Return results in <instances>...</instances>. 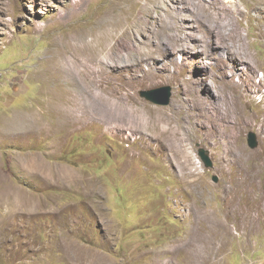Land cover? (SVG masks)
<instances>
[{
  "label": "rangeland",
  "instance_id": "rangeland-1",
  "mask_svg": "<svg viewBox=\"0 0 264 264\" xmlns=\"http://www.w3.org/2000/svg\"><path fill=\"white\" fill-rule=\"evenodd\" d=\"M219 1L0 0V264H264V0ZM123 30L88 83L80 60ZM61 38L79 87L42 74ZM161 86L166 105L139 94ZM76 104L95 120L57 112ZM171 118L172 149L151 127Z\"/></svg>",
  "mask_w": 264,
  "mask_h": 264
},
{
  "label": "bare ground",
  "instance_id": "bare-ground-1",
  "mask_svg": "<svg viewBox=\"0 0 264 264\" xmlns=\"http://www.w3.org/2000/svg\"><path fill=\"white\" fill-rule=\"evenodd\" d=\"M218 4H220V7L226 8V5L223 4V3H221L219 0H218ZM179 6L180 5L177 4L176 7H179ZM230 6H231V4H230ZM233 8H235V7H233ZM98 25H100V24H98ZM108 35H110V32H108L106 34H103L102 36L100 35L101 36L100 40H101L102 43L99 44L98 48L95 49V51L92 54H90V55H88V57H85L84 59L80 60V62H81V71L83 72L84 75L89 76L87 78V82L88 83H91V82H94V81H98V79L99 80H102L103 77H105L104 79H106L107 73L109 72L108 69H109L110 66L119 67V68L121 67V66L118 65V63L115 60V54H118L119 60L123 57V55L121 56L119 54H121V51H124L125 41L130 36L128 34H126L125 30H123L121 33H119L117 35V43H108L104 39ZM65 40H66V38L65 39L64 38H61V39L58 40L59 41V44H58V47L56 48V51H55V53L53 55L54 58L52 57L48 61L47 67H46L45 70H43L42 74L44 76L45 73L47 72V74H48L47 80L54 81L55 83L62 82L61 75L66 74L67 76L71 77L73 79L74 84H77V86L79 87V85L77 83V80H74V79H76V76H75L76 72H75V70L72 67V64H71V61L72 60L69 57H67L65 54H63L64 53V50L68 49L71 46V45H68V43H66ZM79 47H80V45H79ZM134 55H136V54H134ZM138 56H140V55H138ZM58 58H61V62H59V59ZM130 59H131V57H130ZM133 59H134V57H133ZM121 63H123V62H121ZM73 64L76 67H79L80 66V63L79 64H76L74 61H73ZM125 65L126 64H124L122 66L124 67ZM126 69H127V67H126ZM128 70L129 69H127V71ZM117 72H119V71H117ZM70 85H71V83H70ZM83 88H84L83 90L86 92L85 86ZM89 94L90 93H88V95ZM196 96L197 97H195V100H197L198 101V104H200L201 107L204 108L205 107V98H203V97H201V96H199L197 94H196ZM74 102H76V101H74ZM210 104H212L211 101H210ZM212 106H214V110H215V113H216V117H215V119H213L214 120V123L215 124L218 123V125L220 126V123L223 121V119L227 118L228 115L231 116V111L229 109L228 110H225V111H222L218 106H215V105H212ZM128 109H129V111H128ZM128 109H126L125 115H124V117L122 119V122H121L122 130L123 131H125V130H128V131L129 130H132V131H135L136 132V130H137V123L140 121V117H139V115L136 112H135V114L132 113L133 112V108L132 107L131 108H128ZM73 110H75V112H76V113H74V115L72 114V112H69V111L59 110L57 112H58L59 115H62L63 117L69 116L72 119L75 118V121L79 122L80 124L81 123L86 124L87 122L91 123L92 121L95 120L94 119V115L92 113L93 110L92 109H87L85 105L83 106V104L81 106H78L77 104L74 105V108L72 109V111ZM173 122H174V120L172 118H171V121L157 120L156 122H152V124H151L152 126L151 127L154 126L153 129L156 132V134H155V136H156V142L158 141L157 144L160 147H162V146L160 144L159 139H161L162 144L165 145V142H166L169 147L171 146V149L174 147V145H176V143H175V136L180 132V130H179V128H176V127H173L172 126V123ZM236 123H237L236 121H231V126L233 127ZM75 125H76V123H75ZM182 128H183V126H182ZM231 132H233V131H231ZM232 134L234 135V133H232ZM181 149H182V147H181ZM250 175H251V173H250ZM249 178H251V177H249ZM251 179H254V178H251ZM234 186H236L237 188L240 187V186L243 187V188L245 187V183H244L243 176L240 177L236 182H234ZM233 187L228 188V190L230 191L231 189L234 190L236 188V187L235 188H233ZM231 202L229 201V203L227 204L228 207H229V205H230ZM223 221L224 220H222V222Z\"/></svg>",
  "mask_w": 264,
  "mask_h": 264
},
{
  "label": "water",
  "instance_id": "water-1",
  "mask_svg": "<svg viewBox=\"0 0 264 264\" xmlns=\"http://www.w3.org/2000/svg\"><path fill=\"white\" fill-rule=\"evenodd\" d=\"M139 94L147 100L152 101L153 103L166 105L170 102L171 92L169 86H161L157 88H150L145 90H140ZM247 145L251 148H255L258 145L257 135L254 131H248L246 135ZM199 155L204 162L205 166H212V161L208 155L207 150L204 148L199 149ZM216 180V177H213Z\"/></svg>",
  "mask_w": 264,
  "mask_h": 264
}]
</instances>
